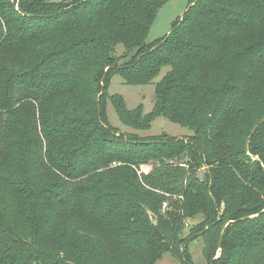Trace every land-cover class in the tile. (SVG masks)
<instances>
[{
    "label": "trees",
    "instance_id": "obj_1",
    "mask_svg": "<svg viewBox=\"0 0 264 264\" xmlns=\"http://www.w3.org/2000/svg\"><path fill=\"white\" fill-rule=\"evenodd\" d=\"M167 1L0 0V264H194V235L207 264H264V0L190 1L149 44ZM164 68L151 114L108 93ZM109 99L193 134L120 132Z\"/></svg>",
    "mask_w": 264,
    "mask_h": 264
},
{
    "label": "rangeland",
    "instance_id": "obj_2",
    "mask_svg": "<svg viewBox=\"0 0 264 264\" xmlns=\"http://www.w3.org/2000/svg\"><path fill=\"white\" fill-rule=\"evenodd\" d=\"M12 2L16 0H11ZM55 2H63L65 0H54ZM190 1L194 0H169L167 1L164 6L158 12L157 18L152 25L149 35L147 37V43H154L158 40L165 38L172 32L173 25L175 22L180 18L179 21L182 20L184 14L188 11L190 6ZM126 52V49L123 44H119L116 49V54L123 55ZM169 68H164L159 75V77L151 84L144 85V86H133L124 83L123 79L119 75H115L109 85L108 93L110 96H120L125 101L126 107L128 110L133 111L137 109L139 106H143L146 114H151L154 108V99L156 94V84L162 80V78L166 75ZM107 116L109 123L114 128L118 129L120 132L123 133H133L137 134L139 137L148 138L151 137H159L162 135H169L172 137H189L192 136V131L181 124H176L171 122L169 119L165 117H157L152 122V125L147 130L136 131L133 128L125 126L114 106V103L111 99L108 100L107 103ZM136 135V136H137ZM172 163V162H170ZM177 164V162H175ZM116 167H119L121 164H115ZM114 165L105 167L103 169H99L97 171H90L88 175L83 178H79L77 182H87L94 183L95 180L100 179L99 175L103 174V172L108 171L109 168H116ZM136 169V168H135ZM142 171H144V167L139 169L138 173L140 176V180L143 183L142 179ZM97 175V176H96ZM46 180L44 185L49 186V183L55 181V177L53 174L45 176ZM144 184V183H143ZM147 187V186H146ZM148 188V187H147ZM159 194L164 195L159 190H154ZM177 198V197H175ZM164 209L166 204L163 206ZM151 214V220H152ZM197 222L187 221V231L185 237L191 231L190 228L193 224ZM191 234H194L191 232ZM197 235H194L191 238H187V242L192 244L190 246L192 258L194 264H207L205 257H204V243L202 239H197ZM156 264H180V261L171 253H166L164 257L158 261Z\"/></svg>",
    "mask_w": 264,
    "mask_h": 264
},
{
    "label": "water",
    "instance_id": "obj_3",
    "mask_svg": "<svg viewBox=\"0 0 264 264\" xmlns=\"http://www.w3.org/2000/svg\"><path fill=\"white\" fill-rule=\"evenodd\" d=\"M258 127H259V125L253 130L252 135L255 133V131L257 130ZM152 220H155V216L154 215H152Z\"/></svg>",
    "mask_w": 264,
    "mask_h": 264
}]
</instances>
